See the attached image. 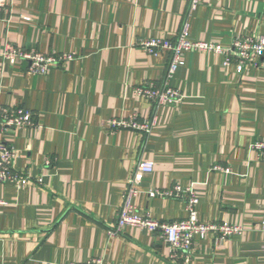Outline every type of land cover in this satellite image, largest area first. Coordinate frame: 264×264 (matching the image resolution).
Masks as SVG:
<instances>
[{"label":"crops","instance_id":"1","mask_svg":"<svg viewBox=\"0 0 264 264\" xmlns=\"http://www.w3.org/2000/svg\"><path fill=\"white\" fill-rule=\"evenodd\" d=\"M187 12V0L13 1L10 19L0 20V51L8 44L77 58L37 75L0 55V104L36 115V126L7 134L16 171L32 180L0 185V264H264V162L251 148L264 138V57L239 73L213 52L187 53L169 82L181 103L157 106L134 94L144 82L162 85L170 62L141 42L174 38ZM189 20L193 38L229 46L236 35H264V0H204ZM133 113L155 117L149 134L111 127ZM142 161L154 164L140 183L142 212L186 218L185 200L148 192L191 185L200 220L247 230L197 240L189 261H173L158 234L140 228L111 236Z\"/></svg>","mask_w":264,"mask_h":264},{"label":"built area","instance_id":"2","mask_svg":"<svg viewBox=\"0 0 264 264\" xmlns=\"http://www.w3.org/2000/svg\"><path fill=\"white\" fill-rule=\"evenodd\" d=\"M14 0H0V20L8 21L11 16ZM204 0H187L188 10L181 26L174 38L151 37L141 42L147 54L158 55L161 52L170 53V62L162 85L154 81L144 82L134 88L137 97L147 99L153 105H175L183 101L184 94L169 82L176 71L185 63V55L191 52H213L223 58L225 68L235 65L239 73L250 67L259 66L260 58L264 57V35H236L229 46L220 43L193 38L190 34L191 12ZM29 20V17H24ZM3 60L11 64L24 62L27 64L26 72L45 75L54 68H63L74 61L77 55L74 52L60 54L43 53L35 49L11 48L6 44L0 51ZM156 123L155 117L140 120L137 113L121 118H113L110 125L113 129H126L134 132L149 134ZM36 126V115L27 108L5 106L0 104V185L13 183L22 187L31 183L30 175L20 174L15 169L17 152L7 139V134L16 129L32 128ZM259 161L264 162V138H256L251 144ZM214 169L225 170L222 166ZM154 171V164L150 161L139 163L136 171L129 178L122 197L116 224L108 229L111 236H119L126 226L140 228L151 234H158L172 252V260L184 257L191 260L197 240H204L214 235L220 241L227 240L247 230L243 225L227 222L200 220L197 204L199 195L193 186L182 187L176 184L171 189L154 188L149 190L151 197L180 198L186 202L188 216L181 220L162 221L152 217L150 212H142L137 204V197L141 194L140 183L143 177ZM5 204L0 199V206ZM264 231V220L260 223ZM180 256V257H179ZM69 264H103L102 259H93L88 262H70Z\"/></svg>","mask_w":264,"mask_h":264}]
</instances>
